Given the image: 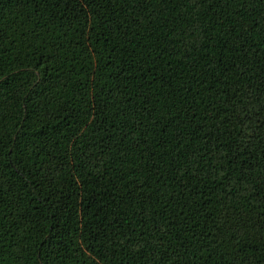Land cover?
Returning <instances> with one entry per match:
<instances>
[{
	"label": "trees",
	"instance_id": "16d2710c",
	"mask_svg": "<svg viewBox=\"0 0 264 264\" xmlns=\"http://www.w3.org/2000/svg\"><path fill=\"white\" fill-rule=\"evenodd\" d=\"M0 264H264V0H0Z\"/></svg>",
	"mask_w": 264,
	"mask_h": 264
}]
</instances>
